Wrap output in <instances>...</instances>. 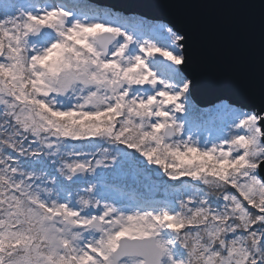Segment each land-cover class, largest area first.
I'll use <instances>...</instances> for the list:
<instances>
[{
	"label": "snow or ice",
	"instance_id": "obj_1",
	"mask_svg": "<svg viewBox=\"0 0 264 264\" xmlns=\"http://www.w3.org/2000/svg\"><path fill=\"white\" fill-rule=\"evenodd\" d=\"M182 39L0 0V264H264V112L198 109Z\"/></svg>",
	"mask_w": 264,
	"mask_h": 264
},
{
	"label": "water",
	"instance_id": "obj_2",
	"mask_svg": "<svg viewBox=\"0 0 264 264\" xmlns=\"http://www.w3.org/2000/svg\"><path fill=\"white\" fill-rule=\"evenodd\" d=\"M89 1L167 23L181 35L180 67L197 106L226 102L264 112V0Z\"/></svg>",
	"mask_w": 264,
	"mask_h": 264
},
{
	"label": "trees",
	"instance_id": "obj_3",
	"mask_svg": "<svg viewBox=\"0 0 264 264\" xmlns=\"http://www.w3.org/2000/svg\"><path fill=\"white\" fill-rule=\"evenodd\" d=\"M84 2H86V3H88V4H91V5H93V6H96V7L110 8V7L105 6V5L95 4V3H93V2H91V1H89V0H84ZM110 9H111V8H110ZM112 10H114V9H112ZM114 11H118V10H114ZM119 12L122 13V14H125V15H133V14H131V13H123V12H121V11H119ZM134 15H135V14H134ZM200 110H201V108H200Z\"/></svg>",
	"mask_w": 264,
	"mask_h": 264
},
{
	"label": "rangeland",
	"instance_id": "obj_4",
	"mask_svg": "<svg viewBox=\"0 0 264 264\" xmlns=\"http://www.w3.org/2000/svg\"><path fill=\"white\" fill-rule=\"evenodd\" d=\"M96 4V3H95ZM102 8V7H101ZM114 11V10H113ZM146 19V18H145ZM192 102H193V100H192ZM193 104H195L194 102H193ZM196 105V104H195ZM197 106V105H196ZM214 106V105H213ZM210 107H212V106H210ZM210 107H199V106H197V108L198 109H200L201 108V110H204V109H208V108H210Z\"/></svg>",
	"mask_w": 264,
	"mask_h": 264
}]
</instances>
